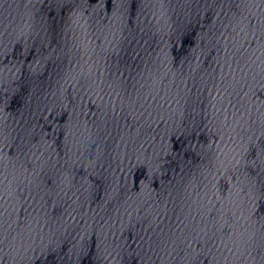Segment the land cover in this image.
I'll return each instance as SVG.
<instances>
[{
	"label": "snow or ice",
	"instance_id": "6c2138e0",
	"mask_svg": "<svg viewBox=\"0 0 264 264\" xmlns=\"http://www.w3.org/2000/svg\"><path fill=\"white\" fill-rule=\"evenodd\" d=\"M109 4L111 3V0H108Z\"/></svg>",
	"mask_w": 264,
	"mask_h": 264
}]
</instances>
